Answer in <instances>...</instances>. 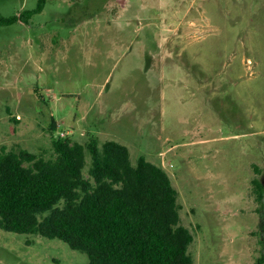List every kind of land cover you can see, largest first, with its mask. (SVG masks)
Here are the masks:
<instances>
[{
	"label": "rangeland",
	"instance_id": "374dc122",
	"mask_svg": "<svg viewBox=\"0 0 264 264\" xmlns=\"http://www.w3.org/2000/svg\"><path fill=\"white\" fill-rule=\"evenodd\" d=\"M60 131L161 165L194 264H264V0H45L0 24V153L53 156ZM0 264L88 258L0 228Z\"/></svg>",
	"mask_w": 264,
	"mask_h": 264
},
{
	"label": "trees",
	"instance_id": "16d2710c",
	"mask_svg": "<svg viewBox=\"0 0 264 264\" xmlns=\"http://www.w3.org/2000/svg\"><path fill=\"white\" fill-rule=\"evenodd\" d=\"M44 2L0 14V24L28 19ZM52 146L50 157L0 153L1 229L58 238L88 264H194L193 234L179 224V193L161 165L143 154L132 163L128 147L111 139L58 134Z\"/></svg>",
	"mask_w": 264,
	"mask_h": 264
},
{
	"label": "flooded vegetation",
	"instance_id": "af4514ba",
	"mask_svg": "<svg viewBox=\"0 0 264 264\" xmlns=\"http://www.w3.org/2000/svg\"><path fill=\"white\" fill-rule=\"evenodd\" d=\"M262 187V193H264V184H261Z\"/></svg>",
	"mask_w": 264,
	"mask_h": 264
},
{
	"label": "built area",
	"instance_id": "2783aa9c",
	"mask_svg": "<svg viewBox=\"0 0 264 264\" xmlns=\"http://www.w3.org/2000/svg\"><path fill=\"white\" fill-rule=\"evenodd\" d=\"M59 134H60V135H63V134H64V132H63V131H60V132H59Z\"/></svg>",
	"mask_w": 264,
	"mask_h": 264
}]
</instances>
